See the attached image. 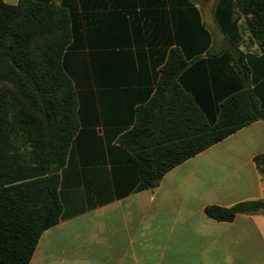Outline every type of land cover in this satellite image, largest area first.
Returning <instances> with one entry per match:
<instances>
[{
	"label": "crops",
	"instance_id": "obj_1",
	"mask_svg": "<svg viewBox=\"0 0 264 264\" xmlns=\"http://www.w3.org/2000/svg\"><path fill=\"white\" fill-rule=\"evenodd\" d=\"M48 1L78 17L81 47L75 53L101 55L103 80L82 82L95 112L73 144L75 171L62 190L68 217L42 233L29 264H264V209L231 222L204 214L206 207L264 200V176L253 162L264 155V121L172 168L155 189L135 193H126L132 164L116 143L154 93L172 50L186 62L178 83L200 112H215L224 95L243 87L250 79L244 68L263 56L246 18L233 14L240 73L215 21L217 0ZM191 9L209 35L207 45Z\"/></svg>",
	"mask_w": 264,
	"mask_h": 264
},
{
	"label": "trees",
	"instance_id": "obj_2",
	"mask_svg": "<svg viewBox=\"0 0 264 264\" xmlns=\"http://www.w3.org/2000/svg\"><path fill=\"white\" fill-rule=\"evenodd\" d=\"M188 5L189 0H168ZM214 11L227 50L237 58L238 12L263 56L253 59L243 87L224 95L215 112H200L179 85L186 62L172 50L159 72L149 101L136 110L132 127L120 132L117 145L132 164L130 192L155 189L172 168L247 125L264 121V0H217ZM200 32L209 35L199 24ZM78 17L48 0H0V264H29L42 233L68 216L62 190L72 168L76 134L95 112L92 92L82 87L103 80L101 55L78 57ZM90 62V63H89ZM90 68V71H78ZM78 69V70H77ZM264 176V155L253 159ZM264 209V200L228 208L206 207L216 222Z\"/></svg>",
	"mask_w": 264,
	"mask_h": 264
}]
</instances>
